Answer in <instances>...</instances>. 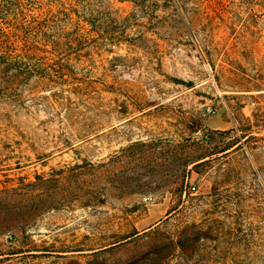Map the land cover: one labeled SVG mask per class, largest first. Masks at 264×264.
<instances>
[{"label":"rangeland","instance_id":"1","mask_svg":"<svg viewBox=\"0 0 264 264\" xmlns=\"http://www.w3.org/2000/svg\"><path fill=\"white\" fill-rule=\"evenodd\" d=\"M98 3L0 69V264H264V0Z\"/></svg>","mask_w":264,"mask_h":264},{"label":"trees","instance_id":"2","mask_svg":"<svg viewBox=\"0 0 264 264\" xmlns=\"http://www.w3.org/2000/svg\"><path fill=\"white\" fill-rule=\"evenodd\" d=\"M98 5V0H0V69L37 64L47 76L48 47L69 24H75L76 31L65 35L66 43L90 36L89 21L81 12Z\"/></svg>","mask_w":264,"mask_h":264}]
</instances>
